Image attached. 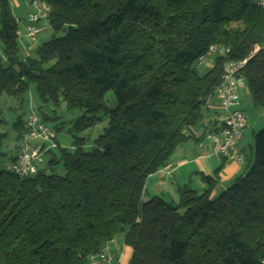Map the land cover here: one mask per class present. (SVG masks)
<instances>
[{
  "label": "trees",
  "instance_id": "16d2710c",
  "mask_svg": "<svg viewBox=\"0 0 264 264\" xmlns=\"http://www.w3.org/2000/svg\"><path fill=\"white\" fill-rule=\"evenodd\" d=\"M40 1L50 37L22 60L11 5L0 0V97L22 102L33 88L40 103L62 101L81 116L71 148L51 150L29 178L8 171L16 144L3 152L0 132V264H87L118 238L131 249L128 264H264V127L250 164L219 193L224 158L200 176V193L142 199L147 179L191 138L226 61L247 58L245 87L264 110L263 8L254 0ZM212 45L227 53L200 75L197 61ZM101 112L107 126L86 150L77 135ZM12 129L19 141L21 118Z\"/></svg>",
  "mask_w": 264,
  "mask_h": 264
},
{
  "label": "built area",
  "instance_id": "2783aa9c",
  "mask_svg": "<svg viewBox=\"0 0 264 264\" xmlns=\"http://www.w3.org/2000/svg\"><path fill=\"white\" fill-rule=\"evenodd\" d=\"M255 3L264 8V0H256ZM29 6L31 10L24 17L13 16L17 26L21 22L24 24L27 40L35 43L36 37L44 28L49 29L50 9L40 0H31ZM226 53L227 49L224 47L212 45L198 59L197 66L212 56H225ZM246 63L247 58L223 64L220 82L202 108L198 123L200 141L197 147L209 157L243 161L238 147L244 137L247 121L239 101L241 89L245 86L243 69ZM19 141L11 152L7 169L23 178L35 176L42 171L49 152L60 147L53 131L33 109L24 118ZM114 244L115 240L104 243L97 253L88 257L87 264H121V254L115 252Z\"/></svg>",
  "mask_w": 264,
  "mask_h": 264
},
{
  "label": "rangeland",
  "instance_id": "374dc122",
  "mask_svg": "<svg viewBox=\"0 0 264 264\" xmlns=\"http://www.w3.org/2000/svg\"><path fill=\"white\" fill-rule=\"evenodd\" d=\"M18 2V6L14 7V0H9L12 6L13 15L16 17H24L31 9L29 3L31 0H16ZM18 31L20 33L24 32V24L21 22L18 24ZM49 35L44 36L45 39H49ZM43 37V38H44ZM47 37V38H46ZM1 48V46H0ZM34 53V52H33ZM35 57V55H34ZM214 56L210 57L207 61L203 62L196 66V71L203 75L206 71H208L213 65ZM104 102L107 110H111L115 107V100L113 98V94L108 92L105 95ZM240 109L246 115V118L250 120L247 126V132L244 136V152H245V161L244 167H247L252 159L253 153V136L260 129L264 127V110L254 108L252 105L251 97L244 86L241 89L240 93ZM30 109L35 110L40 116H45L48 119L46 125L53 131L55 136V141L62 147L66 149H70L73 144V135H76L72 130V122L81 116V113L75 111H68L65 107V104L60 101L58 105H54L52 103L42 104L37 99L33 88L29 90L23 97V101L20 102L19 98H7L5 96L0 97V118L4 119V126L0 129L2 133H5V138L2 141V151L9 153L12 144L18 145L20 141L15 140L14 130L12 129V124L15 122L16 118L19 117L24 121L26 114ZM100 117V122L97 123L92 128L86 130L81 135H77L84 138V148L89 150L93 144V141L103 132V130L107 126V114L105 112H101L97 115ZM59 150H54L53 152H58ZM202 158H214L218 160L216 157H209L205 151L201 150ZM220 164V161H219ZM218 164V165H219ZM6 163L4 159L0 160V166L5 167ZM218 167V166H217ZM55 172L58 174H62V164L60 163L56 168ZM219 193L216 191L215 194ZM214 194V195H215ZM175 195V194H174ZM174 195L168 198H165L167 202H174ZM213 195V196H214ZM146 200V196H144ZM175 203V202H174Z\"/></svg>",
  "mask_w": 264,
  "mask_h": 264
},
{
  "label": "crops",
  "instance_id": "0c3cea01",
  "mask_svg": "<svg viewBox=\"0 0 264 264\" xmlns=\"http://www.w3.org/2000/svg\"><path fill=\"white\" fill-rule=\"evenodd\" d=\"M17 6L18 2L14 0V7ZM48 33H51V30L44 28V30L36 37V42L32 43L29 42L25 37V31L23 33H20L17 30V41L19 44V54L21 59L23 60L27 56L33 57L35 48L41 43L48 40L44 37L46 35L48 36ZM0 56L2 57L1 48ZM246 121L248 126L250 120L246 118ZM200 132L201 131L199 125L189 129L186 132L187 135L191 136V138L187 142L179 145L176 148L168 164L163 169L159 170L147 179L142 197L143 200H146L144 196H146L148 200L152 197H160L165 200V198H168L175 194L174 202L177 203L179 198V191L181 189L188 188L197 193H200L205 188V185L202 183L200 176L212 175L221 159L216 160L214 158H202V156L200 155L202 151L197 147L200 141ZM246 132L247 128L245 134ZM243 141L244 138L238 147L239 153L243 156V161L237 162L233 159H225L223 168L218 175V183L214 191L212 192L213 194H215L216 191H221L222 189H224L237 175L241 174L245 170L246 167L243 170V162L245 161ZM13 146L14 143L12 144V147ZM113 248L115 249L116 253L118 252L119 255L121 254V264H128L131 256V249L123 244L121 238L115 239Z\"/></svg>",
  "mask_w": 264,
  "mask_h": 264
}]
</instances>
